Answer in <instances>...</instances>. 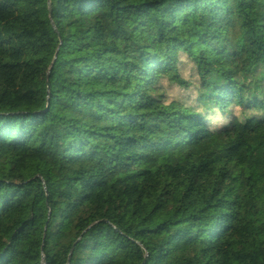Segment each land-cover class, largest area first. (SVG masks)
I'll return each instance as SVG.
<instances>
[{
  "label": "trees",
  "instance_id": "obj_1",
  "mask_svg": "<svg viewBox=\"0 0 264 264\" xmlns=\"http://www.w3.org/2000/svg\"><path fill=\"white\" fill-rule=\"evenodd\" d=\"M50 3L0 0V264H264V0Z\"/></svg>",
  "mask_w": 264,
  "mask_h": 264
},
{
  "label": "rangeland",
  "instance_id": "obj_2",
  "mask_svg": "<svg viewBox=\"0 0 264 264\" xmlns=\"http://www.w3.org/2000/svg\"><path fill=\"white\" fill-rule=\"evenodd\" d=\"M259 200L262 208V212L259 216V221H264V187L259 189Z\"/></svg>",
  "mask_w": 264,
  "mask_h": 264
},
{
  "label": "water",
  "instance_id": "obj_3",
  "mask_svg": "<svg viewBox=\"0 0 264 264\" xmlns=\"http://www.w3.org/2000/svg\"><path fill=\"white\" fill-rule=\"evenodd\" d=\"M48 2H49V14H50V19H51V21H52V8H51L50 0H48ZM53 26H54V24H53ZM57 57H58V54H56V56H55V59H54L53 64H52V68L54 67V65H55V63H56V59H57ZM72 251H73V250H72ZM71 254H72V252H71ZM71 254H70V256H71Z\"/></svg>",
  "mask_w": 264,
  "mask_h": 264
}]
</instances>
